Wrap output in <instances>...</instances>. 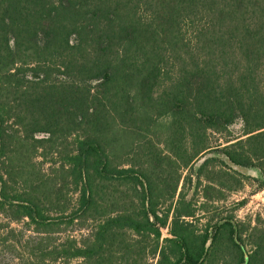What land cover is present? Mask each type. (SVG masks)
Returning <instances> with one entry per match:
<instances>
[{
	"label": "trees",
	"instance_id": "trees-1",
	"mask_svg": "<svg viewBox=\"0 0 264 264\" xmlns=\"http://www.w3.org/2000/svg\"><path fill=\"white\" fill-rule=\"evenodd\" d=\"M248 169L264 0H0V264H264Z\"/></svg>",
	"mask_w": 264,
	"mask_h": 264
},
{
	"label": "rangeland",
	"instance_id": "rangeland-1",
	"mask_svg": "<svg viewBox=\"0 0 264 264\" xmlns=\"http://www.w3.org/2000/svg\"><path fill=\"white\" fill-rule=\"evenodd\" d=\"M241 128L242 124L237 121L230 126V131L232 134L238 135L241 131ZM224 137L225 135L211 134L212 144L216 145L218 141L223 142ZM211 156L215 157L216 154H211ZM46 167L47 164L43 165V168ZM242 177L243 186L241 188H238V190L230 193L225 192L222 200H215L212 202V205H209L210 207L207 209L198 211V214L194 219L197 229L202 230L204 228L208 216L216 218L221 215H232L237 221L250 223L251 226L257 224L259 227H264V187H260L262 177L255 169L246 170L244 176ZM193 189L194 188L191 187L190 189L186 190V193H189L191 196ZM196 198H198V201L196 202L197 205H199L201 202H204L200 192H198ZM240 201H244V203L238 205ZM248 242L249 241L246 237L245 249L247 251L251 250L253 247L251 244H248ZM146 264H155L154 258L148 257Z\"/></svg>",
	"mask_w": 264,
	"mask_h": 264
}]
</instances>
